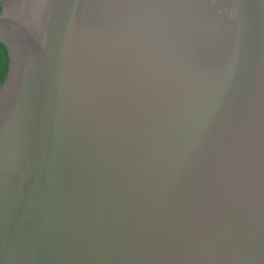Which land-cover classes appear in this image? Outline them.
Returning <instances> with one entry per match:
<instances>
[{
	"label": "water",
	"instance_id": "obj_1",
	"mask_svg": "<svg viewBox=\"0 0 264 264\" xmlns=\"http://www.w3.org/2000/svg\"><path fill=\"white\" fill-rule=\"evenodd\" d=\"M0 7V264H264V0Z\"/></svg>",
	"mask_w": 264,
	"mask_h": 264
},
{
	"label": "trees",
	"instance_id": "obj_2",
	"mask_svg": "<svg viewBox=\"0 0 264 264\" xmlns=\"http://www.w3.org/2000/svg\"><path fill=\"white\" fill-rule=\"evenodd\" d=\"M1 1V0H0ZM1 9V7H0ZM8 71V64L4 55V51L0 48V83L6 76Z\"/></svg>",
	"mask_w": 264,
	"mask_h": 264
}]
</instances>
